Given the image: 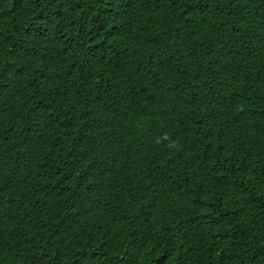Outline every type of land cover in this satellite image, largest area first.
<instances>
[{
	"label": "trees",
	"instance_id": "1",
	"mask_svg": "<svg viewBox=\"0 0 264 264\" xmlns=\"http://www.w3.org/2000/svg\"><path fill=\"white\" fill-rule=\"evenodd\" d=\"M0 264H264V0H0Z\"/></svg>",
	"mask_w": 264,
	"mask_h": 264
},
{
	"label": "bare ground",
	"instance_id": "2",
	"mask_svg": "<svg viewBox=\"0 0 264 264\" xmlns=\"http://www.w3.org/2000/svg\"><path fill=\"white\" fill-rule=\"evenodd\" d=\"M132 216L136 217L135 214L132 213Z\"/></svg>",
	"mask_w": 264,
	"mask_h": 264
}]
</instances>
